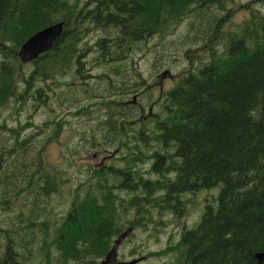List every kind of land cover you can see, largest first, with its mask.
Listing matches in <instances>:
<instances>
[{
  "label": "trees",
  "instance_id": "16d2710c",
  "mask_svg": "<svg viewBox=\"0 0 264 264\" xmlns=\"http://www.w3.org/2000/svg\"><path fill=\"white\" fill-rule=\"evenodd\" d=\"M221 1L0 0V111L45 110L43 133L59 130L72 110L86 118L102 114L83 147L114 148L109 165L77 164L74 148L61 166H37L31 155L38 128L28 137L31 122L4 119L0 264H100L128 227L156 224L159 212L175 213L201 189L219 191L216 206L163 250L174 256L165 264H257L254 254L264 252V8L220 28L217 38L211 34L221 27ZM190 15L195 39L211 37L208 57L178 76L160 102L147 97L142 106L157 110L143 119L126 95L143 86L144 76L134 86L119 84L134 77L127 67L150 38H166ZM58 22L64 28L52 49L22 70V44ZM90 27L105 36L87 48ZM152 53L161 66L164 56ZM148 162L150 171L140 167Z\"/></svg>",
  "mask_w": 264,
  "mask_h": 264
},
{
  "label": "rangeland",
  "instance_id": "374dc122",
  "mask_svg": "<svg viewBox=\"0 0 264 264\" xmlns=\"http://www.w3.org/2000/svg\"><path fill=\"white\" fill-rule=\"evenodd\" d=\"M223 8H217L218 21H220L217 27L214 28V32L211 36L218 38L220 28L225 30L231 29L233 25L240 23L245 18H250L252 14L263 10L262 3L259 0H222ZM192 15L189 19L182 21L175 28H172L167 34L166 38H160L153 36L148 40L145 47L150 48V53L143 59V51L145 47L137 53L134 57V64L131 63L127 69L134 73V77L125 83L119 84L124 86L136 85L138 77L142 74L146 80L143 86L135 91L134 94L126 95L127 100H131L134 95L142 93L140 101L141 104L145 103L147 97L152 96V102H160L166 95L167 91L170 90L177 82V77L187 73L190 69L199 65L208 57V40L211 38H205L204 42H199L193 36L195 30L189 29V25L192 22ZM105 34L98 30L96 27H90L85 36V44L87 48H90L92 44L103 38ZM206 42V43H205ZM221 50V49H220ZM154 51H158L160 56H164L160 61L163 62L161 66H154ZM96 52H94L95 55ZM89 53L86 52L85 56ZM87 60V59H86ZM22 70H29L26 64H22ZM168 70V71H167ZM98 68L95 67V71L91 73L95 74ZM167 71L166 76H162V72ZM124 75V74H123ZM122 75V76H123ZM117 80L121 77L116 76ZM69 76L65 77L68 80ZM162 91V93H160ZM162 95V96H160ZM139 101V102H140ZM138 102V101H137ZM136 102V103H137ZM138 104V103H137ZM139 105V104H138ZM142 106V105H141ZM154 107L153 104H151ZM53 108L57 109L53 104ZM157 110V107L154 108ZM19 115H16L4 108L0 111V124L4 122V119L11 124H15L12 121L11 116H18L24 124L25 122H31L30 127L25 129V136L34 137V131L38 128L39 136L34 137V150L32 151L31 159L37 166H44L47 168H53L61 166L64 162V157L68 152H72L74 148L79 150L77 164L87 163L91 167H99L102 165H109L111 157H113L114 148L104 147L100 150L84 149V140L82 139L84 134H87L90 129L95 128L99 122V116H85L79 115V110H72L69 116L66 113L64 116L66 119L60 121L61 127L59 130L43 131L46 125L40 124L42 119L46 117L47 113L45 110L39 113H32L28 115L27 111H18ZM16 112V113H18ZM59 115L63 111H57ZM64 116H59L62 118ZM37 133V134H38ZM71 157V156H70ZM140 167L149 170L151 162L142 164ZM140 167L138 169H140ZM141 172V171H140ZM77 171L71 170L72 180L75 179ZM84 172H80L83 175ZM147 174V173H146ZM220 190V185L217 186ZM219 191L217 189H209L208 194L200 192L195 196H191L188 201L185 202V207L180 211L175 212L173 215L171 211L162 210L156 216V224L152 222H145L144 227H135L133 235L128 237L122 242L118 249V261H131L133 259H140L139 264H164L168 263L173 259V255H162L163 250L167 248H174L176 242H178L179 234L185 229H191L195 227L202 216L203 202L207 197L211 206L215 205V199L218 196ZM217 195V196H216ZM216 206V205H215ZM59 203L57 207L52 210V223H55L60 215ZM135 214L130 216V223L135 219ZM187 217V218H186ZM186 220H183V219ZM185 226L183 228V223ZM51 224V223H50ZM159 253V256L151 254ZM144 258V259H141ZM142 260V261H141ZM41 261V259H38ZM37 264V262H36Z\"/></svg>",
  "mask_w": 264,
  "mask_h": 264
},
{
  "label": "water",
  "instance_id": "95a60500",
  "mask_svg": "<svg viewBox=\"0 0 264 264\" xmlns=\"http://www.w3.org/2000/svg\"><path fill=\"white\" fill-rule=\"evenodd\" d=\"M63 22H58L36 32L28 38L20 47L17 56L21 63L27 64L37 60V58L46 52L50 51L63 32ZM167 71L162 72V76H166ZM2 164L0 163V171ZM133 227H128L120 234L113 242L111 249L108 251L100 264H137L140 259L131 261H118V249L121 243L132 233ZM254 259L257 264H264V252L254 254Z\"/></svg>",
  "mask_w": 264,
  "mask_h": 264
},
{
  "label": "flooded vegetation",
  "instance_id": "af4514ba",
  "mask_svg": "<svg viewBox=\"0 0 264 264\" xmlns=\"http://www.w3.org/2000/svg\"><path fill=\"white\" fill-rule=\"evenodd\" d=\"M160 93H162V91L160 92ZM141 95H142V93H138L137 95H134L132 98H131V100L129 101V103H131V104H133L132 106L136 109V111H137V113H138V115L137 116H141L143 119H145L146 118V116H148V117H150V116H153V114H154V112H155V105H154V107H152V106H150V107H143V106H141L140 105V103L142 102V101H140V98H141ZM143 96V95H142ZM160 96H162V95H160ZM138 101V102H137ZM140 101V102H139ZM161 101V100H160ZM139 104H137V103ZM154 103H155V101H154ZM208 191H209V189H201V190H199V191H197V192H195V193H191L182 203H180V206H181V209H180V211H182V209H184V207H185V202L186 201H188V199H190V197L191 196H195V195H197L198 193H200V192H204L205 193V195H207L208 194ZM208 201H209V199L206 197L205 199H204V202H203V208L201 209L202 211H203V213L205 212V210H206V208L208 207V206H211V203L209 202V204H208ZM212 207V206H211ZM203 213H202V215H203ZM172 214L173 215H176L175 213H173L172 212ZM187 218V217H186ZM183 220H186L185 218L183 219ZM184 226H185V222L183 223V228H184ZM186 230V229H185ZM185 230H183V231H185ZM183 231H181L180 232V234H179V237L182 235V233H183ZM156 254V253H155ZM151 255H154V254H151ZM141 259H144V258H141ZM142 261V260H141ZM140 263V262H139ZM139 263H137V264H139ZM165 264V263H164Z\"/></svg>",
  "mask_w": 264,
  "mask_h": 264
},
{
  "label": "bare ground",
  "instance_id": "6f19581e",
  "mask_svg": "<svg viewBox=\"0 0 264 264\" xmlns=\"http://www.w3.org/2000/svg\"><path fill=\"white\" fill-rule=\"evenodd\" d=\"M95 144H96V143H95ZM90 146H91V145H90ZM169 148H170V147H169ZM120 176H121V175H120ZM130 178H131V177H130ZM138 181H139V180H138ZM142 182H143V181H142ZM130 186H131V185H130ZM132 189H134V188H132ZM144 199H145V198H144ZM144 199H143V200H144Z\"/></svg>",
  "mask_w": 264,
  "mask_h": 264
}]
</instances>
